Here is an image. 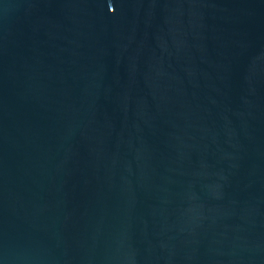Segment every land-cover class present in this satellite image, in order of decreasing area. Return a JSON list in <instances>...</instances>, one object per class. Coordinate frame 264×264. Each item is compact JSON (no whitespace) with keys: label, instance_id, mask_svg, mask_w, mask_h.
Wrapping results in <instances>:
<instances>
[{"label":"water","instance_id":"water-1","mask_svg":"<svg viewBox=\"0 0 264 264\" xmlns=\"http://www.w3.org/2000/svg\"><path fill=\"white\" fill-rule=\"evenodd\" d=\"M0 264H264V0H0Z\"/></svg>","mask_w":264,"mask_h":264}]
</instances>
